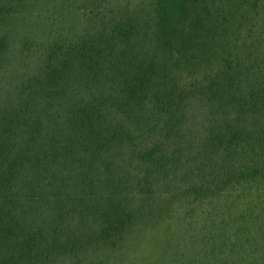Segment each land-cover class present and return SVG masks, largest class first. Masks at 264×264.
Here are the masks:
<instances>
[{
	"label": "trees",
	"instance_id": "trees-1",
	"mask_svg": "<svg viewBox=\"0 0 264 264\" xmlns=\"http://www.w3.org/2000/svg\"><path fill=\"white\" fill-rule=\"evenodd\" d=\"M0 264H264V0H0Z\"/></svg>",
	"mask_w": 264,
	"mask_h": 264
}]
</instances>
